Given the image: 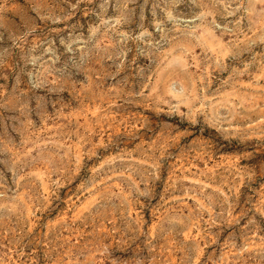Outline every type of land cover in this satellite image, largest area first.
<instances>
[{"label": "rangeland", "instance_id": "374dc122", "mask_svg": "<svg viewBox=\"0 0 264 264\" xmlns=\"http://www.w3.org/2000/svg\"><path fill=\"white\" fill-rule=\"evenodd\" d=\"M0 264H264V0H0Z\"/></svg>", "mask_w": 264, "mask_h": 264}]
</instances>
